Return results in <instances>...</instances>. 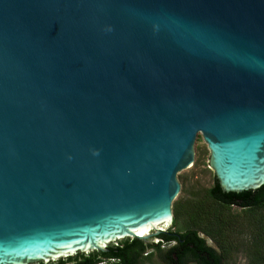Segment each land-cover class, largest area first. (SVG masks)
Returning a JSON list of instances; mask_svg holds the SVG:
<instances>
[{"label": "water", "instance_id": "1", "mask_svg": "<svg viewBox=\"0 0 264 264\" xmlns=\"http://www.w3.org/2000/svg\"><path fill=\"white\" fill-rule=\"evenodd\" d=\"M197 134L264 183V0H0V264L157 239Z\"/></svg>", "mask_w": 264, "mask_h": 264}, {"label": "trees", "instance_id": "2", "mask_svg": "<svg viewBox=\"0 0 264 264\" xmlns=\"http://www.w3.org/2000/svg\"><path fill=\"white\" fill-rule=\"evenodd\" d=\"M172 212L170 225L180 217L184 225L158 234L156 242L125 238L109 244L106 252L77 253L80 260L71 264H143L153 254L161 264H228L239 251L245 264H264V183L253 190L224 192L214 176L199 198L175 200Z\"/></svg>", "mask_w": 264, "mask_h": 264}, {"label": "rangeland", "instance_id": "3", "mask_svg": "<svg viewBox=\"0 0 264 264\" xmlns=\"http://www.w3.org/2000/svg\"><path fill=\"white\" fill-rule=\"evenodd\" d=\"M193 154L192 165L177 173L180 190L174 198L172 206L175 200L186 202L193 198H199L213 184L214 174L206 162V144L198 134L193 143ZM232 211L238 212L239 208H232ZM180 218L175 223L176 226L169 224L165 229H171L172 231L179 229V226L184 225V217ZM234 223H238V221ZM151 241L154 242L156 239L153 238ZM207 241L213 244L211 239L207 238ZM245 261L244 254L239 251L235 253L228 264H245ZM143 264H161V260L153 254L151 259L146 260Z\"/></svg>", "mask_w": 264, "mask_h": 264}, {"label": "flooded vegetation", "instance_id": "4", "mask_svg": "<svg viewBox=\"0 0 264 264\" xmlns=\"http://www.w3.org/2000/svg\"><path fill=\"white\" fill-rule=\"evenodd\" d=\"M171 244H174V242H172L170 244H167V246H170ZM77 260L78 261L80 260V256L78 254H75L73 256H70V257H67V258H64V259L57 260L53 264H55V263L56 264H71V263H73V262H75Z\"/></svg>", "mask_w": 264, "mask_h": 264}, {"label": "clouds", "instance_id": "5", "mask_svg": "<svg viewBox=\"0 0 264 264\" xmlns=\"http://www.w3.org/2000/svg\"><path fill=\"white\" fill-rule=\"evenodd\" d=\"M156 241H157V239H156ZM156 241H154V242H156Z\"/></svg>", "mask_w": 264, "mask_h": 264}]
</instances>
